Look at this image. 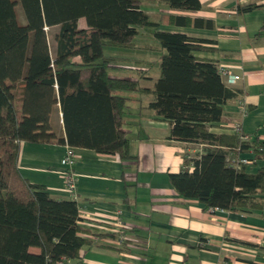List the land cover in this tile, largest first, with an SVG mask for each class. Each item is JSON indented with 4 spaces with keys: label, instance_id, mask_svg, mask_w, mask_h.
I'll use <instances>...</instances> for the list:
<instances>
[{
    "label": "trees",
    "instance_id": "1",
    "mask_svg": "<svg viewBox=\"0 0 264 264\" xmlns=\"http://www.w3.org/2000/svg\"><path fill=\"white\" fill-rule=\"evenodd\" d=\"M146 2L201 9L199 0H0V264H57L78 259L85 246L126 248V240L118 245L117 232L82 226L75 200L54 199L22 178L19 157L20 144L31 143L135 160L123 128L129 93L153 97L147 108L171 124L170 140L202 146L184 156L179 172L168 174L178 196L205 210H264V167L254 173L247 167L264 161V142L257 135L245 141L209 131L221 121L225 103L242 94L226 86L215 63L193 55L204 40L159 31L160 25L212 24L164 15L156 20L142 10ZM18 3L24 25L17 21ZM257 8L237 5V13ZM55 27L51 53L47 32ZM145 28L164 51L152 89L111 77L115 59L104 54L105 47L132 48ZM54 112L61 115L62 135L51 124ZM239 157L249 165L236 168Z\"/></svg>",
    "mask_w": 264,
    "mask_h": 264
},
{
    "label": "crops",
    "instance_id": "2",
    "mask_svg": "<svg viewBox=\"0 0 264 264\" xmlns=\"http://www.w3.org/2000/svg\"><path fill=\"white\" fill-rule=\"evenodd\" d=\"M199 2L201 9L191 12L149 2L142 10L156 20L164 15L212 24V28L160 25L159 31L204 40L193 55L240 76L234 85L226 86L242 95L225 103L221 121L209 131L233 135L238 124L244 135L250 139L257 135L264 142V0ZM252 4L259 8L237 13V5ZM83 21H78L79 28ZM145 33L139 30L136 37ZM142 48L150 51L152 47ZM155 49L164 53L160 46ZM120 60L119 64L114 62L117 65L113 63L117 68L110 70L111 77L138 80L139 87L153 88L159 72L151 74L150 59ZM125 97L128 107L123 128L136 159L121 161L117 155L74 149L75 163L70 171L76 180L74 192L66 189L60 166L66 146L20 144L22 178L43 186L54 199L75 200L82 226L104 233H115L119 222L126 228L127 244L122 252L85 246L78 259L64 264H264V210L210 211L196 200L178 196L169 184L168 174L179 172L184 156L202 152V146L170 140L171 124L147 108L153 100L151 95L135 92ZM240 102L248 108L244 116ZM56 115L61 117L58 112ZM53 117L54 130L64 134ZM247 167L249 173H254L264 167V161ZM30 251L39 252L36 248Z\"/></svg>",
    "mask_w": 264,
    "mask_h": 264
},
{
    "label": "rangeland",
    "instance_id": "3",
    "mask_svg": "<svg viewBox=\"0 0 264 264\" xmlns=\"http://www.w3.org/2000/svg\"><path fill=\"white\" fill-rule=\"evenodd\" d=\"M15 11H16L18 23L20 25H24L25 24V16H24V12H23V9H22L20 3L17 4ZM81 24L83 25V27H80V28L86 27L85 21H83V23H81ZM144 30L146 32L145 35L135 37V39L133 41L134 46L132 48L105 47L104 48V54H105V56H110V57L116 58L114 60V62H116V63L118 62L117 64L120 63V61H121L120 59H125V58L127 59V60H124L126 62H132L134 60L139 61V60H149L150 59L153 62L152 66H151V69H152L151 74H153V76H154V75L158 74V72H159L158 68H159V59L161 57V54L158 53V51L155 49V47H159V44L151 35L149 28H145ZM57 31H58V27H55V28H50L49 31L47 32L49 48H50L51 53L54 52V40L53 39H54V35L56 34ZM143 45H149L152 48L150 51H145L142 48ZM116 63H114V64L117 65ZM132 64H134V63H132ZM109 75H112V73L110 71H109ZM53 116H54L53 121L54 122L56 121L58 124H61L60 123V117H58L56 115V112H54Z\"/></svg>",
    "mask_w": 264,
    "mask_h": 264
},
{
    "label": "built area",
    "instance_id": "4",
    "mask_svg": "<svg viewBox=\"0 0 264 264\" xmlns=\"http://www.w3.org/2000/svg\"><path fill=\"white\" fill-rule=\"evenodd\" d=\"M45 31H47V28H45ZM220 75L225 79V82L228 86L234 85L237 81L240 80V76L232 75L228 73L224 68H219ZM240 113L244 116L246 115V107L244 106L243 102H240ZM234 134H238L242 140H249L250 138L246 135H244L241 131L240 125H235L233 128ZM75 161V155H74V149L66 146V152L63 156V158L60 161V166L63 168L64 171V179H65V187L69 192H74L76 180L75 177L70 173L71 168L74 166ZM233 162L236 164V168H239L240 165H249V162L247 159L238 158L236 160H233ZM210 211H214L217 209H209ZM116 232L119 235V241L118 245L121 246L122 243L125 241V226L118 223V226H116ZM57 264H64V262H58Z\"/></svg>",
    "mask_w": 264,
    "mask_h": 264
},
{
    "label": "water",
    "instance_id": "5",
    "mask_svg": "<svg viewBox=\"0 0 264 264\" xmlns=\"http://www.w3.org/2000/svg\"><path fill=\"white\" fill-rule=\"evenodd\" d=\"M61 116V115H60Z\"/></svg>",
    "mask_w": 264,
    "mask_h": 264
}]
</instances>
